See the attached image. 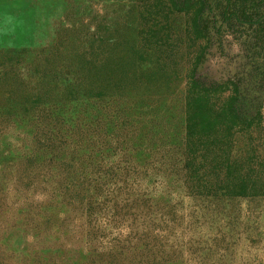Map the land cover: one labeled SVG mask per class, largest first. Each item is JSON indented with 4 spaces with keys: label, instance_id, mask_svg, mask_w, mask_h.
Returning <instances> with one entry per match:
<instances>
[{
    "label": "rangeland",
    "instance_id": "374dc122",
    "mask_svg": "<svg viewBox=\"0 0 264 264\" xmlns=\"http://www.w3.org/2000/svg\"><path fill=\"white\" fill-rule=\"evenodd\" d=\"M150 3L0 0V264H264V196L190 173L180 105L196 46L161 68ZM216 45L206 81L240 69L241 44Z\"/></svg>",
    "mask_w": 264,
    "mask_h": 264
},
{
    "label": "trees",
    "instance_id": "16d2710c",
    "mask_svg": "<svg viewBox=\"0 0 264 264\" xmlns=\"http://www.w3.org/2000/svg\"><path fill=\"white\" fill-rule=\"evenodd\" d=\"M147 13L151 25L143 39L161 68L178 65L185 49L196 46L188 53L193 66L180 105V145L195 182L230 195L264 196V0H151ZM175 15L184 25H174ZM214 44L226 56L241 44L227 57L239 60L233 64L240 69L206 81L197 65Z\"/></svg>",
    "mask_w": 264,
    "mask_h": 264
},
{
    "label": "bare ground",
    "instance_id": "6f19581e",
    "mask_svg": "<svg viewBox=\"0 0 264 264\" xmlns=\"http://www.w3.org/2000/svg\"><path fill=\"white\" fill-rule=\"evenodd\" d=\"M46 165V164H45ZM32 187V186H31ZM29 194V193H28ZM31 196V195H30ZM30 196H28V197H30ZM33 196V195H32ZM27 197V196H26ZM2 208V207H1ZM71 210V209H70ZM184 210V209H183ZM43 213V212H42ZM3 215V214H2ZM37 215V214H36ZM62 215V214H61ZM61 217V216H60ZM39 219V218H38ZM41 219V218H40ZM69 226V225H68ZM77 226V225H76ZM70 227H72V226H70ZM73 227H75V226H73ZM80 227V226H79ZM84 227V226H83ZM77 228V230H78V227H76ZM81 228V227H80ZM72 229V228H71ZM52 230V229H51ZM65 230V229H64ZM73 230V229H72ZM71 230V231H72ZM61 232V231H60ZM74 232H75V230H74ZM82 232V231H81ZM51 233V232H50ZM60 234V233H59ZM61 235V234H60ZM66 235V234H65ZM83 235V234H82ZM77 236V235H76ZM33 238V237H32ZM42 239V238H41ZM185 239V238H184ZM59 240V239H58ZM62 240V239H61ZM75 240V239H74ZM168 240V239H167ZM22 241H24V240H22ZM52 241V240H51ZM60 241V240H59ZM63 241V240H62ZM171 241V240H170ZM39 242H41V241H39ZM34 243V242H33ZM68 243V242H67ZM29 244V243H28ZM83 245V244H82ZM25 246V245H24ZM41 246V245H40ZM67 246V245H66ZM27 247V246H26ZM21 249V248H20ZM38 249V248H37ZM50 249V248H49ZM5 250V249H4ZM11 250V249H10ZM23 250V249H22ZM45 250V249H44ZM52 250V249H51ZM67 250H68V248H67ZM87 250V249H86ZM90 250V249H89ZM32 251H34V250H32ZM54 251V250H53ZM52 251V252H53ZM43 252V251H42ZM51 252V253H52ZM74 252H75V250H74ZM12 253V252H11ZM15 253V252H14ZM14 253H13V255H14ZM54 253H55V251H54ZM67 253H68V251H67ZM76 253V252H75ZM90 253V252H89ZM23 254V253H22ZM42 254V253H41ZM44 254V253H43ZM42 254V255H43ZM2 255V254H1ZM53 255V254H52ZM68 255V254H67ZM8 256H9V254H8ZM21 257H23L22 255H21ZM66 257V256H65ZM75 257V256H74ZM123 257V256H122ZM121 257V258H122ZM57 258V257H56ZM120 258V259H121ZM53 259V258H52ZM61 259V258H60ZM72 259V258H71ZM63 260V259H62ZM65 260V259H64ZM106 260V259H105ZM37 261H41V260H38L37 259ZM67 261V260H66ZM25 262V261H24ZM26 262H28V261H26ZM35 262V261H34ZM65 261H63V263H64ZM45 263V262H44ZM21 264H23V262L21 263ZM35 264V263H34ZM42 264H43V262H42ZM60 264H61V261H60ZM66 264V263H65Z\"/></svg>",
    "mask_w": 264,
    "mask_h": 264
}]
</instances>
